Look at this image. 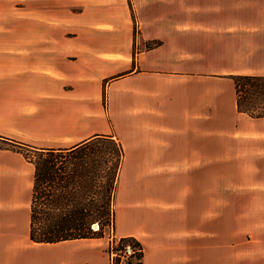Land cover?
I'll return each instance as SVG.
<instances>
[{
    "label": "crops",
    "instance_id": "obj_1",
    "mask_svg": "<svg viewBox=\"0 0 264 264\" xmlns=\"http://www.w3.org/2000/svg\"><path fill=\"white\" fill-rule=\"evenodd\" d=\"M111 1L121 14L129 10L126 0ZM134 2L141 38L63 40L56 53L74 54L80 61L75 78H94L82 79L81 88H104L113 103V132L101 137H133L129 166L122 161L117 176L119 187L125 179L132 184L128 196L123 186L117 198L129 209L114 213L112 238L136 239L142 264H264V239L225 233L206 239L205 256L196 246V137H264V118L237 111L230 78L264 76V0ZM152 41L159 43L146 47ZM120 61L134 66L108 81L102 66ZM33 175L20 153L0 149V264H110L108 239L30 241ZM170 189H181L178 197ZM236 216L231 220H248Z\"/></svg>",
    "mask_w": 264,
    "mask_h": 264
},
{
    "label": "rangeland",
    "instance_id": "obj_2",
    "mask_svg": "<svg viewBox=\"0 0 264 264\" xmlns=\"http://www.w3.org/2000/svg\"><path fill=\"white\" fill-rule=\"evenodd\" d=\"M125 2L129 10L121 14L111 0H0V138L5 139H0V149L32 157V148L66 149L91 135L95 140L80 148V153L103 170L119 163L118 146L101 137L109 130L113 132V103L110 106L106 90L81 88L86 84L82 79L91 82L94 78L76 79L79 59L74 54L57 58L56 53L65 48L63 40L141 38L140 13L134 0ZM158 43L152 41L146 47ZM133 61L104 63L102 68L111 76L107 80L126 74ZM63 65L72 76L66 75ZM91 72L90 67L87 73ZM132 139L112 137L123 147L126 169ZM83 180L75 185L78 202L85 203L87 196L82 190L88 183ZM104 180L99 179L95 189H101ZM123 184L119 187L117 181L112 197V209L117 214L119 207L126 212L129 209L117 199L123 186V194L131 192L129 179ZM180 190L170 189L169 193L178 197ZM237 214L248 220L232 221ZM110 220L97 223L102 234L97 239L109 240L106 251L110 264H134L135 258L122 248L116 249L118 240L112 238L111 231L116 218L115 222ZM230 232L234 238L241 234L248 240L264 239V137H196V246H203L202 256L209 253L206 239L222 238L225 233L228 237Z\"/></svg>",
    "mask_w": 264,
    "mask_h": 264
},
{
    "label": "trees",
    "instance_id": "obj_3",
    "mask_svg": "<svg viewBox=\"0 0 264 264\" xmlns=\"http://www.w3.org/2000/svg\"><path fill=\"white\" fill-rule=\"evenodd\" d=\"M230 78L233 81L237 111L252 119L264 118V76L237 75ZM93 138L66 149L32 148V157L19 152L34 166L29 214L30 241L55 244L97 239L102 236L101 231H94L92 225L109 219L113 222L112 197L123 150L112 137H105L118 146L120 161L113 168L103 170L80 153V148L94 141ZM103 178L105 180L101 189H95L94 184ZM83 179L88 183L82 190L87 196L85 203L78 202L79 191L75 185L77 180L83 183ZM95 195L102 198L95 199ZM126 244L137 250L131 256L136 259L134 264H142L143 252L139 242L131 237L121 238L116 249Z\"/></svg>",
    "mask_w": 264,
    "mask_h": 264
},
{
    "label": "built area",
    "instance_id": "obj_4",
    "mask_svg": "<svg viewBox=\"0 0 264 264\" xmlns=\"http://www.w3.org/2000/svg\"><path fill=\"white\" fill-rule=\"evenodd\" d=\"M92 229L94 231H97L98 230V224L97 223L93 224L92 225ZM122 250H123L124 253H127L129 256L134 255L135 252L137 251L130 244H126V245L122 246Z\"/></svg>",
    "mask_w": 264,
    "mask_h": 264
}]
</instances>
